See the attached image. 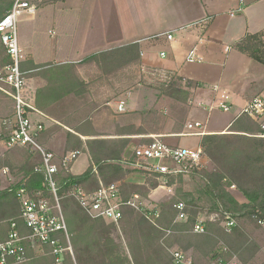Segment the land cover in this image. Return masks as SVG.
Returning <instances> with one entry per match:
<instances>
[{
  "label": "trees",
  "instance_id": "16d2710c",
  "mask_svg": "<svg viewBox=\"0 0 264 264\" xmlns=\"http://www.w3.org/2000/svg\"><path fill=\"white\" fill-rule=\"evenodd\" d=\"M14 1L0 0V20L12 8ZM31 1L39 4L38 0ZM235 48L264 65V29L247 34L235 44ZM10 64L12 58L0 34V69ZM140 65L139 42L95 52L77 62L36 63L29 57L20 64L24 76H28L27 71L33 70L47 79V85L36 92L35 107L47 114L50 109L58 112L52 117L60 125L40 132L36 138L38 143L47 147L52 141L49 133L53 128H60L65 131L64 151L86 152L90 158V165L82 174L63 172L59 176L61 204L75 255V262L69 259L67 264H174L171 252L176 249L189 253L197 264H204L205 259H210L209 264H213L217 257L225 262L236 258L239 264H255L262 246L248 232L245 223L260 225L258 220H264V130L247 113L235 118L226 132L201 136L200 145L210 159L212 168L191 173L197 181L194 192L184 190L183 175L169 176L168 184L176 185L178 182V185L173 196L156 206L159 216L154 221L145 216L142 210L124 206L123 217L118 223L107 222L103 218L90 216L68 195L73 185L92 191L99 187L100 182L110 184L122 181V197L128 200L134 194L147 198L159 186L161 174L125 166L123 157L133 136L150 134L144 125L157 115L155 109L145 113L134 111V115H140L141 124H117L111 135L94 130L87 116L81 119L70 116L73 112L81 113L91 95L93 79L84 77L81 73L83 69L98 71L100 77L107 78ZM163 75L167 80L155 87L160 94L180 105L184 112L183 124L175 126L173 130L182 133L191 89L198 84L193 80L183 83L185 79L174 72ZM19 150L24 158H15L14 152ZM32 157H37L38 161L33 162ZM40 163L41 157L31 146L9 148L8 153L0 157V228L8 230L13 220L20 231L29 233L21 218L18 191L22 185L29 191L45 188L43 176L35 172V167ZM5 167L9 170L7 175L20 173L22 178L1 188ZM133 173L144 175V183L127 182ZM232 185L245 196L247 202L236 199L229 189ZM181 201L185 203L187 218L178 221L176 205ZM212 213H218L220 220H205L204 232H195L200 217ZM227 214L236 219V225L230 231L222 225ZM117 229L122 234H119V240L114 236ZM224 247L228 248L227 252L223 251ZM49 259L35 255L29 264H44Z\"/></svg>",
  "mask_w": 264,
  "mask_h": 264
},
{
  "label": "crops",
  "instance_id": "0c3cea01",
  "mask_svg": "<svg viewBox=\"0 0 264 264\" xmlns=\"http://www.w3.org/2000/svg\"><path fill=\"white\" fill-rule=\"evenodd\" d=\"M107 2L106 8L110 12L109 22H105L100 28V33L95 36L103 41L95 42L97 44L94 53L139 42L141 47L140 68L150 73L152 71L174 72L185 80L196 82L198 85L191 90L196 94L195 102L198 105L189 110L186 119L188 124L196 121L204 123L196 116L191 118L195 111L193 109L209 112L217 109L214 107L219 98L218 92L214 91L216 85L231 96L233 104L230 111H233V114L227 118L223 126L212 125L210 129H206L209 128L208 119H206L203 124L205 134L226 132L233 120L241 114L247 102L257 96H264V65L235 48V44L247 34L260 32L264 29V0H134L133 8L120 6L117 4V0H107ZM36 7L37 16L34 15L35 17L48 9L47 6L38 7L36 5ZM80 10H83L82 6H80ZM62 11H65L64 8ZM234 11L236 13L231 15V12ZM57 20L58 32L53 42L54 48L45 52H40L38 47L40 43L35 40V24L37 22H28L30 36L28 41L24 40L20 43L26 52L25 60H28L29 57L36 63L49 61L67 63L82 60L77 58L76 49L73 47L77 43L75 41L77 25L75 28L72 24L69 27H64L59 21V16ZM90 26L94 28L92 24ZM165 32H173V39L169 40L166 36L159 35ZM142 40H147V43L143 44ZM191 50L196 51L201 58L200 61L188 62L186 60V56ZM27 75L25 76L27 97L35 107L36 92L39 88L47 85V79L42 74H35L33 70L27 71ZM4 98L0 91V104H3ZM121 103H123L124 110L120 111H125L126 107L123 101L117 102V108L119 109ZM44 106L49 107L45 104ZM1 109L4 108L0 105ZM35 109L37 111L31 110L29 116L35 124H42L43 130L60 125V122L52 117L58 112L50 109V113L47 114L36 107ZM86 109L88 108L84 107L82 111H86ZM4 111L6 115L0 112L1 141L10 134L14 122L13 114H9V117L7 115L9 110L5 108ZM79 114L73 112L70 113V116L79 118ZM95 125L94 123V128ZM65 128L71 130L68 127ZM94 130L101 132L96 128ZM201 136L199 135L200 140ZM49 137L52 141L47 147L55 152H63L65 131L53 128ZM138 137H132L123 154L127 164L130 161V152L135 146L134 139H138ZM82 138L85 139V136ZM198 146H201L200 141ZM89 165L80 167L77 158L70 167V173L80 175ZM125 166L128 165L125 164ZM232 194L238 201L247 202L240 191L236 190V193L232 191ZM151 197L152 194L149 195V198Z\"/></svg>",
  "mask_w": 264,
  "mask_h": 264
},
{
  "label": "built area",
  "instance_id": "2783aa9c",
  "mask_svg": "<svg viewBox=\"0 0 264 264\" xmlns=\"http://www.w3.org/2000/svg\"><path fill=\"white\" fill-rule=\"evenodd\" d=\"M239 10H241L239 8ZM37 12L36 4L31 0H15L12 8L0 20L1 41L7 53L12 58V64L0 70V83L7 84L10 88L8 93L14 100V126L5 140L6 147L31 146L41 157V163L35 167V172L43 176L44 189L29 191L25 185L18 191L21 202V218L29 233L26 234L18 228L16 221H11L8 228H0V264H29L36 255L50 258L44 264H67V260L75 261L74 249L71 236L68 231L67 221L61 204L59 194V176L70 172V167L78 158V151H69L58 154L53 150L41 145L36 140L38 134L43 131L42 124H35L29 116L30 111H37L27 97V81L20 69V64L26 59V52L19 40V22L22 16L33 17ZM236 11L231 12L234 15ZM173 39V32L159 34ZM164 55V53H162ZM188 62H197L201 58L195 50H191L186 56ZM219 98L214 107L223 111H230L233 101L227 91L221 90L218 85L214 86ZM123 109V103L119 105ZM241 113H247L254 117L264 130V96H257L247 102ZM187 130L179 135H203V123L196 121L187 124ZM133 168H140L152 173L161 174L168 182L169 176L190 174L201 170L207 163V155L202 146L184 147L173 145L162 139L161 135L152 136L148 143L141 144L133 149ZM7 167L3 174H8ZM122 181L110 184L100 182L97 189L88 191L86 188L73 185L68 190L72 197L90 216L103 218L107 222L118 223L123 217V207L130 206L142 210L145 216L155 220L159 212L154 208L141 206V196L134 194L130 199L122 197ZM171 189V187H168ZM179 210L178 221L187 218L185 203L176 205ZM209 220H220L217 213L208 217ZM201 218L194 231L204 232ZM264 226V220H258ZM227 231L236 225V219L227 214L222 222ZM227 251V247L223 248ZM32 252V254H31ZM174 264H197L192 256L181 250H172ZM34 254V255H33ZM216 264H239L236 260L225 262L221 257L216 258Z\"/></svg>",
  "mask_w": 264,
  "mask_h": 264
},
{
  "label": "rangeland",
  "instance_id": "374dc122",
  "mask_svg": "<svg viewBox=\"0 0 264 264\" xmlns=\"http://www.w3.org/2000/svg\"><path fill=\"white\" fill-rule=\"evenodd\" d=\"M38 1H39V4L37 5L38 7L47 6L48 9L45 10L46 12L44 11L43 13L39 14L38 17L34 16L31 18H27L26 16H22V18H20V22H19L20 43L21 41L24 42V40L28 41V38L30 36L28 22L33 21V22H37V24H35V33H36L35 40L37 43H40L38 45L40 52H45L46 50H52L54 48L53 42L57 37L56 36L58 32L57 18L59 16V21L61 22V24H63L64 27H69L71 24L73 25V28H75L76 25L78 27V29L76 30L77 36L75 38V41L77 43L76 45L73 46L76 49L75 55H77V58L84 59L85 57L94 53L97 44L95 42L100 43L101 41H103L101 39H98L99 37L96 38L95 36L100 33L101 26H103L105 22L106 23L109 22L110 12L109 9L106 8V6L108 5L107 0H89V1L88 0H61V1L38 0ZM117 2H118L117 4H119L120 6H127L128 8H133L134 6V0H117ZM80 6H82L83 10H80ZM63 8L65 11H62ZM154 8L156 7L154 6ZM58 10L60 12L57 13L56 11ZM90 24H92L94 28H91ZM142 41L143 44L147 43V40H142ZM2 69L3 68H1L0 70ZM81 72L84 77L93 79V81L91 86V95L87 105L88 109H86V111H82L79 114V119L84 118L86 116L89 117L91 122L93 124L94 123L96 124L95 128L101 131L100 133L109 134V135L114 134L117 124L124 125L128 123H135L136 125H140L141 124L140 115H134L133 112L140 111L145 113L149 109H155L157 115L152 116L150 118L151 120L144 125L145 129H147L150 132V134L136 135L139 137L138 139H134L133 143L135 144V146H133V149L137 146H140L141 144L146 143L145 141L151 140L152 136H157V135H161L162 139L170 143L178 144L184 147L186 146H191L193 148L197 147L200 141L199 135H188V136L179 135L180 133H175L173 130L175 126L178 127L179 125L183 124L184 112L182 111L180 105H177L172 98L160 94V91L157 89V87H155L158 86L160 82H164L165 80H167V78L165 79L163 72L157 71L154 72V74H150L148 71L143 70L139 66H131L121 71L118 75H114L112 77H107V78L100 77L101 74L98 71H92V70L89 71L83 69ZM185 81L186 80H184L183 83H185ZM0 91H1V95H3L6 98V99L4 98L3 104L0 105L4 109L7 108L9 110L7 115L13 114V119H14L15 106H14L13 98L8 93V91H10L9 86L1 82ZM195 95L196 94L193 93V91L191 90V95L189 97L187 104L188 112L191 108H193L194 106L196 107V105H198V103L195 102ZM118 101L125 102V107H126L125 111H120L117 108ZM4 109H1L0 112L1 114L6 115ZM193 110L195 111H193L191 118H195L196 116L197 118L203 120L204 123L206 119H208L207 124L209 128L206 129H210L212 125L217 127H220L221 125L223 126L227 118L231 117L233 114V111H223L221 109H214L210 112L201 109L196 111V108ZM187 124L188 122L185 120L182 133H184L187 130L186 129ZM13 126H14V122L12 125V129ZM6 138L2 139V141L0 140L1 141L0 157L5 156L9 151V149L5 145ZM63 152L60 153L56 152V153L61 154ZM132 152L133 151L130 152V161H128L129 164L126 163V165H128L129 167L132 166L131 163H133L135 160V158L132 155ZM14 156L15 158L18 159L22 157L24 158L20 150L15 151ZM31 159L33 162L38 161L37 157L34 158L32 157ZM89 163H90V158L88 153L86 152L81 153L78 157L79 166L85 167L88 166ZM205 168H210V169L212 168L208 156H207V163L201 170ZM201 170H197V171H201ZM183 176L184 177H183L182 186L184 190L188 192H194L197 187V181L192 178L191 173ZM21 178H22V174L20 173L18 174L11 173V175L3 174L1 188H6L10 186V184L20 180ZM158 179H159V186L151 192L152 197L145 198L141 196L140 199L141 206H144L145 208H154L161 202L168 200L171 196L174 195L175 188L178 185V182L176 185H169L168 182H166L162 177H159ZM144 181H145V176L140 173H133L127 178V182L129 183H144ZM121 183L123 184V182ZM168 187H171V189H168ZM229 189L231 192L234 191L235 193L236 190H238L235 185L230 186ZM212 214H210L209 216H211ZM209 216L202 215L200 219L204 218L205 220H209L208 219ZM245 225L248 232L254 238H256L262 246V251L258 255L255 264H264V226L256 225L252 222L251 223L246 222ZM119 234L122 235L120 230L117 229V231H114L115 238L118 239ZM121 239L123 240L122 237ZM123 244H124V240H123ZM232 260L238 261L236 258H233ZM215 261L214 260L212 261L213 264H216ZM209 262L210 259L204 260V264H209Z\"/></svg>",
  "mask_w": 264,
  "mask_h": 264
}]
</instances>
